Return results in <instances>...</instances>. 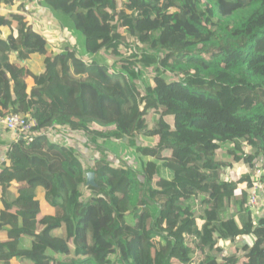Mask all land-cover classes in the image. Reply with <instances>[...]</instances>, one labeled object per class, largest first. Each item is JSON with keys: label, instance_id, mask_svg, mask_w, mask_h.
Masks as SVG:
<instances>
[{"label": "trees", "instance_id": "1", "mask_svg": "<svg viewBox=\"0 0 264 264\" xmlns=\"http://www.w3.org/2000/svg\"><path fill=\"white\" fill-rule=\"evenodd\" d=\"M39 5L71 23L80 54L65 47L46 56L24 4L0 0V113L36 123L33 140L13 143L0 164V264H264V217L255 221L247 196L236 194L244 182L251 187L256 166L264 169V0ZM4 27L17 31L12 42L1 38ZM129 35L143 47L126 59ZM102 50L120 67L98 58ZM12 54L46 56L44 71L18 67ZM150 68L154 85L142 92L137 81ZM49 129L86 137L100 152L99 139H153L133 146L158 165H142L143 185L106 157L86 170L76 147L52 141ZM240 162L249 171L228 178ZM39 185L54 216L42 215ZM244 237L256 247L224 254V241Z\"/></svg>", "mask_w": 264, "mask_h": 264}, {"label": "rangeland", "instance_id": "2", "mask_svg": "<svg viewBox=\"0 0 264 264\" xmlns=\"http://www.w3.org/2000/svg\"><path fill=\"white\" fill-rule=\"evenodd\" d=\"M43 16L44 15H42V18H43ZM39 26L41 27V29H45V28L50 29V32H49L50 35L54 36L52 40L47 39V38L44 39V41H46V45L48 43V47H46V49H48V50H46L47 51L46 56L51 54V53L52 54L56 53L55 50H53V49L60 50V48L63 49L65 47H71V49H73L79 53L80 43H79L77 34L73 31V27H71V26L69 27V26H67V23L65 25L64 23L59 21L53 12H49L46 15V17H44L42 24ZM7 33L8 32H6L5 35ZM129 41L131 43V48L130 49H125V48L121 49V52L126 59L134 56V53H136V52L138 53L140 51V49L143 47V45H141L138 42V40L136 38H134L133 36L129 35ZM49 45H52L54 47H51ZM46 56L40 55V58L45 59ZM97 57L100 58L101 60L105 61L114 70H116L117 68L120 67L121 63L118 62L119 59L112 57L110 55V53L106 52L105 50L100 51L98 53ZM22 69L26 70L25 68H22ZM150 69L148 71H146L143 78H141L140 80L137 81V85L142 92L144 91V89L147 85H154V82H153V75L154 74L152 72V68H150ZM166 76H167V78L172 77L169 74H167ZM57 131H59V130H57ZM50 138H52L51 140H53V139L58 140V138H59L58 141H54V140L53 141L56 143H63L65 145H68V147L73 148V146H75L79 156L84 161V166H85L86 170L96 168L98 166L97 165L98 160L100 158L106 157L108 159V161H110L112 164H115L116 166H126L127 168L132 170L134 173V178H135L138 185H143L144 180H145L144 175L141 172V169L143 167L142 165L146 164L150 167H155L158 165V163H156L153 159L141 157L136 152L135 146L149 147V146L153 145V142H154L153 139H149V138H146L143 136L136 137L134 140H131L129 138H123L121 140L103 141L102 139H99L98 143L100 145H102L101 152L98 151V149H97L98 147L96 146L97 144H92L91 141L88 140L86 137L85 138H78V139L69 138L67 136V130H65V129H63L62 131L60 130L59 132H56L55 135L51 134ZM61 140H62V142H61ZM133 144L135 146H133ZM229 147H232V145L226 144V145L221 147V150L222 149H224V150L229 149ZM235 159L239 160L237 156H235ZM237 167L238 166H236V167L234 166V169H236ZM226 171H227V176L229 175V177H230V175H231L230 169L227 168ZM90 173H93V172H90ZM232 173H233V171H232ZM162 174L164 177H167V178L170 177L169 172H167L165 170H162ZM242 190H243L242 187H238L236 194L237 195H242V194L246 195V192H244ZM83 192H84L85 199H87L91 195V191H89L88 189H84ZM261 215L262 214H253L254 217H257V216L259 217ZM256 221H258V220H256ZM152 236H153L154 242L157 243L160 241V237L158 235L153 233ZM245 245H248V246L253 247V248L256 247V243L253 241L252 238H242V239L238 240L235 244H231L228 241H224L223 242L224 254L228 255L231 248H235V247L241 249L242 250L241 253H243L244 252L243 247ZM20 248H21V245H20ZM22 249L27 250V248H24V247Z\"/></svg>", "mask_w": 264, "mask_h": 264}, {"label": "crops", "instance_id": "3", "mask_svg": "<svg viewBox=\"0 0 264 264\" xmlns=\"http://www.w3.org/2000/svg\"><path fill=\"white\" fill-rule=\"evenodd\" d=\"M20 1H21V3L24 4V7H25L26 20L31 25H33V27L39 33L42 34L43 39L47 38V39L52 40L54 36L50 35V33H49L50 29H48V28L41 29V27L39 26L42 24L44 17H46V15L49 13V10L45 7L40 6L39 0H20ZM2 12L7 13L8 8L2 9ZM42 15H44L43 18H42ZM67 26H69V24H67ZM1 31H2L1 38L4 40H9L10 42H12L17 36V31L15 29H10L8 27H4L1 29ZM6 32H8V33L5 35ZM49 46L54 47L52 45H49ZM46 47H48V43H47ZM63 49L60 48V50H58V49H53V50H55L56 53H59ZM11 61L16 63V65L18 67L25 68L26 70L32 72L35 75L41 74L44 71V64H43L44 58L43 59L40 58V55H34L29 60L21 62L17 59L15 54H12L11 55ZM13 143H16V134L0 128V164L3 163V161L5 160L6 152ZM73 147H75V146H73ZM257 164L264 165V157L260 161V163H257ZM257 167H260V166H256V168ZM248 171H249V167L246 165L241 166V163H240L239 167H237L236 169H233V173L231 171V175H230V177L228 175V177L229 178H231V177L239 178L243 172H248ZM263 171H264V169H263ZM245 183L246 182L240 184L239 187H242V189H244ZM34 191H35L34 192L35 198L40 203L42 215L54 216L55 215V209L46 201V193H45V189L43 188V186H41V185L37 186L36 189H34ZM244 238H249V237H244ZM5 241H6V237H5L4 233L3 234L0 233V242H5ZM20 245H21L20 249H22L24 247V248H27V250H28L31 247V243L27 239L21 241Z\"/></svg>", "mask_w": 264, "mask_h": 264}, {"label": "built area", "instance_id": "4", "mask_svg": "<svg viewBox=\"0 0 264 264\" xmlns=\"http://www.w3.org/2000/svg\"><path fill=\"white\" fill-rule=\"evenodd\" d=\"M35 124H36L35 121L31 117H25V116H22L19 114H13V113H6V114L0 113V128L15 133L16 142L20 140L31 142L34 136L36 135L33 132V128L35 127ZM56 131L57 130L49 129L48 131L44 132V134L50 138V135L51 134L55 135ZM67 133H71V131L67 130ZM58 140H54V141H58ZM254 175L256 178L252 182L251 187H248V183H245V188L242 191L246 192V196H247L246 205L248 209L252 212V214H262L259 217L253 216L254 220L256 221L264 217V171L263 169L260 167H257L254 170ZM240 196H243V194Z\"/></svg>", "mask_w": 264, "mask_h": 264}, {"label": "water", "instance_id": "5", "mask_svg": "<svg viewBox=\"0 0 264 264\" xmlns=\"http://www.w3.org/2000/svg\"><path fill=\"white\" fill-rule=\"evenodd\" d=\"M87 184L88 185H95V174L94 173H89L87 174Z\"/></svg>", "mask_w": 264, "mask_h": 264}]
</instances>
